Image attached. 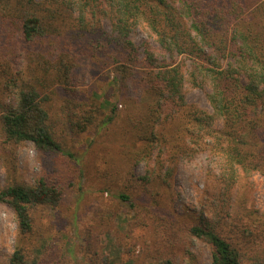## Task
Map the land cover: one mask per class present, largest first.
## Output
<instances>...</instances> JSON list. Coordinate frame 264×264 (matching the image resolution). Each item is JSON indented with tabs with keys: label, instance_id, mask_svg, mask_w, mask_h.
Wrapping results in <instances>:
<instances>
[{
	"label": "trees",
	"instance_id": "16d2710c",
	"mask_svg": "<svg viewBox=\"0 0 264 264\" xmlns=\"http://www.w3.org/2000/svg\"><path fill=\"white\" fill-rule=\"evenodd\" d=\"M0 1L5 3L2 15L7 18L10 13L9 21L19 22L22 39L46 44H42L41 53L37 52L39 57H46L58 39L64 43L61 35L72 33L64 43L55 73L50 74L46 66L34 75L36 66L30 79H8L7 87L14 88V95L0 111L5 142L30 141L39 151L61 153L78 163L73 152L53 134L50 96L41 93L52 75L59 77L62 87L71 84L78 63L87 55L86 50H77L85 44L86 28L80 27L85 14H92L94 25L98 16L104 15L110 19L112 31L99 33L91 46L97 49L104 42L110 43L123 55L113 66L123 86L114 102L99 103V109L108 107L110 112L97 127L107 130L117 122L118 130L108 133V139L117 144H108L111 149L116 147L123 159L124 178L113 196L135 212L119 240L123 242L126 235L136 233L133 238L141 243L146 256L162 259V264H174L182 255H187L189 264H196L188 249L191 238L208 245L211 264H264V210L247 206L242 198L232 202L231 195L241 171L264 175V0ZM139 23L149 27L158 44L155 48L145 44L142 58L137 57V48L129 38ZM174 54L189 59L187 73L174 59H167ZM186 81L207 86L210 110L185 100ZM127 88L135 96L125 95ZM66 91L65 103L55 114L69 121L77 132L84 131L94 117L93 103L87 108L92 97H79L69 86ZM216 120H220L219 126ZM154 151L153 173L134 176L130 166L152 158ZM203 152L218 160L214 187L226 214L214 222L179 216L168 201L173 165L164 166V160L174 163ZM117 173L99 170L96 175L111 183L113 179L108 177ZM57 182L55 177L40 175L32 184L9 178L0 185V203L13 210L17 222L15 245L7 264H31L32 211L59 204L63 191ZM97 227L88 229L91 241L84 246L91 264H131L130 247L125 257L120 250L113 251L112 257L101 254L98 235L110 230L106 223Z\"/></svg>",
	"mask_w": 264,
	"mask_h": 264
},
{
	"label": "rangeland",
	"instance_id": "374dc122",
	"mask_svg": "<svg viewBox=\"0 0 264 264\" xmlns=\"http://www.w3.org/2000/svg\"><path fill=\"white\" fill-rule=\"evenodd\" d=\"M4 5L5 3L0 1V111L14 95V88L7 87L8 79L14 77L30 79V73L36 66L38 68L34 71V75L36 72H43L44 68L41 67L46 66L50 74L55 73L56 66L60 63V54L65 49L64 43L67 44V37L72 34L69 32L61 35L59 38L65 39V42L61 43L58 39V44H53L52 51H49L46 57H39L37 52L41 53L42 44H46L42 42L43 40L27 42L22 39L19 34V22L16 19L10 22V13L6 15L7 18L2 15ZM73 16L76 17L77 13L74 12ZM93 19L91 13L85 14V22L80 25L86 28V33L83 35L85 44L77 50L79 52L86 50L87 55H83L82 62L78 63L79 68L75 71L74 78H71V84L62 87L59 77L52 75L49 85L41 93V96L45 94L50 96L48 103H51L50 123L53 134L64 148L73 152L78 163L61 153L47 154L39 151L30 141L5 142L0 126V185L9 178L24 184H32L40 175L55 177L61 184L63 196L55 208L38 206L32 211L34 223L33 243L30 246L33 248L29 253L31 264H91V255L84 251L88 241L87 232L88 229L98 230L97 225L100 223H106L110 230L109 233L101 232L98 235L100 238L97 244L101 247V254H109L112 257L113 251L115 254L120 250L125 257V251L130 247L131 264H162V259L146 256L141 243L133 238L136 233L126 235L125 239H121L123 242L119 240V235L126 231L129 216H133L135 212L113 196V193L119 190L124 178L123 163H121L123 159L119 158L118 149L116 147L111 149L108 144H117V141L108 139V133L110 135L112 130H118L117 122L107 130L97 126L110 112L108 107L102 106L99 109V103L102 100L114 102L117 92L123 86V83L116 79L113 66L117 60L124 57L116 52L113 44L111 46L110 43L104 42L97 49L91 46L96 43L94 38L99 33L107 35L112 31L108 17L98 16L97 25L92 24ZM86 37L89 40H86ZM129 38L137 48L138 58L144 56L145 44L158 47L154 34L144 23L135 25L129 33ZM170 58L181 64L185 73L188 72L190 61L187 57L174 54L167 57L169 60ZM53 77L55 80H52ZM68 86L72 87L75 90L74 94L79 97L87 98L88 95L92 97L91 100H87V108L93 103L91 108L94 110V117L92 123L81 132L74 130L69 121L55 114L60 112L62 104L65 103ZM207 91V86H193L188 81L184 85L186 101L210 110L206 99ZM124 92L125 95L135 96L129 88ZM118 106L121 104L119 103ZM120 110L122 111V108ZM215 125L219 126L220 120H216ZM156 155L157 151H154L152 158L146 161L140 160L130 166L134 176L152 174L151 167L154 166ZM169 164L173 165V171L169 178L168 201L176 214L211 222L218 220L220 216H225L222 199L216 194L214 187V177L219 172L216 157H209L203 152L190 158H178L174 163H167L164 160V166ZM99 170L111 171L114 174L118 171V173L115 177L110 175L108 179L112 178L113 181L107 183L103 177L96 175ZM231 195L232 202L242 198L247 206L263 211L264 175L257 171L251 173L241 171ZM16 234L17 222L13 210L6 203H0V264H7L15 245ZM189 242L188 249L196 257V264H211L208 245L194 238ZM115 258L121 262L118 255ZM174 264H189L187 255L177 257Z\"/></svg>",
	"mask_w": 264,
	"mask_h": 264
}]
</instances>
